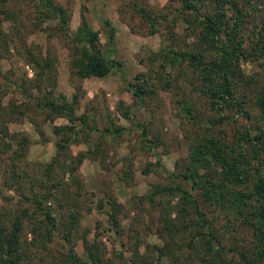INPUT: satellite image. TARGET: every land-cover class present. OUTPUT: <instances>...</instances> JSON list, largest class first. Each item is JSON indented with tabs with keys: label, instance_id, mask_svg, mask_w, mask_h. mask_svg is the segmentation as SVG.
Segmentation results:
<instances>
[{
	"label": "rangeland",
	"instance_id": "374dc122",
	"mask_svg": "<svg viewBox=\"0 0 264 264\" xmlns=\"http://www.w3.org/2000/svg\"><path fill=\"white\" fill-rule=\"evenodd\" d=\"M55 1L69 12L67 34L52 15L44 18L35 0H0V222L20 223L18 264H76L71 246L90 263L93 244L102 264H179L192 250L191 233L179 228L171 235L165 225L189 223L191 215L178 216L176 196L161 193L151 201L145 195L153 183L181 180L178 172L199 130L186 121L184 102L200 124L216 115L199 86L185 81L187 64L174 54L195 39L193 14L181 11L179 0ZM83 16L98 31L102 52L118 61L105 75L80 76L72 63L77 51L70 37ZM241 68L264 83L257 59H242ZM141 77L153 90L136 95L128 82H144ZM239 91L251 115L226 108L233 119L215 129L226 138L237 127H264L251 92ZM73 95L84 121H70L36 102ZM64 123L76 132L54 129ZM64 137L67 147L59 151L56 141ZM110 211L119 221L117 231ZM219 234L227 245L221 227ZM239 245L250 249L249 233ZM228 257L232 264L242 261L231 252ZM193 262L188 258L187 264Z\"/></svg>",
	"mask_w": 264,
	"mask_h": 264
},
{
	"label": "trees",
	"instance_id": "16d2710c",
	"mask_svg": "<svg viewBox=\"0 0 264 264\" xmlns=\"http://www.w3.org/2000/svg\"><path fill=\"white\" fill-rule=\"evenodd\" d=\"M179 1L181 11L193 14L195 39L174 51L175 58L187 64L185 81L199 86L215 108L216 115H208L206 124H200L199 115L184 102L186 121L199 130L194 132L190 143L188 162L178 172L177 177L181 180L176 185L153 183L145 196L151 201L161 193L176 196L172 207L178 216L191 215L189 223L180 225L171 221L165 225L171 235L179 228L181 234L191 233L187 243L192 250L179 264H187L188 258L194 264H232L228 257L230 252L242 260L233 264H264V127L254 130L246 125L237 127L229 138L215 132L218 125L233 119L226 112L232 105L240 107L238 110L242 115H251L245 107L246 97L238 95L241 87L251 92L258 114L264 119V83L256 73L247 74L241 68V60L249 57L257 59L264 67V0ZM35 2L44 9V18L52 15L57 19V27L66 34L69 32V12L64 4L55 0ZM138 11L154 21L144 7H138ZM70 38L77 51L72 63L80 76H102L117 64V60L102 52L98 31L89 26L84 16ZM141 78L146 84L128 82L129 89L136 95L153 90L148 81ZM168 84L166 81L165 87ZM76 101V95H73L71 100L44 96L36 102L49 111L65 115L70 121L76 118L84 121L83 115L76 114ZM125 112L128 114L127 107ZM54 129L76 132L74 125L68 123L55 125ZM142 131L145 134L146 129L143 127ZM67 140L64 137V141H56L59 151L67 147ZM73 212L75 222L77 211ZM45 215L56 223L49 210ZM108 219L117 231L119 221L113 211L109 212ZM219 219L220 225H217ZM219 227L226 233L227 245L223 235L219 234ZM19 230L18 222L11 227L0 222L2 264H18ZM247 233L251 242L248 251L239 245ZM215 240L217 245L213 244ZM93 247L90 263L79 259L73 246L69 248V257L76 264H102L98 246L93 244Z\"/></svg>",
	"mask_w": 264,
	"mask_h": 264
}]
</instances>
